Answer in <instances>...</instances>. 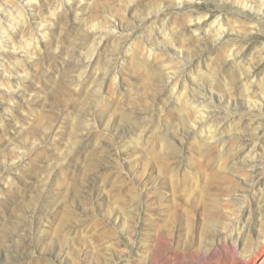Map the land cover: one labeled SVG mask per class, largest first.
Here are the masks:
<instances>
[{
	"label": "rangeland",
	"instance_id": "obj_1",
	"mask_svg": "<svg viewBox=\"0 0 264 264\" xmlns=\"http://www.w3.org/2000/svg\"><path fill=\"white\" fill-rule=\"evenodd\" d=\"M0 264H264V0H0Z\"/></svg>",
	"mask_w": 264,
	"mask_h": 264
},
{
	"label": "bare ground",
	"instance_id": "obj_2",
	"mask_svg": "<svg viewBox=\"0 0 264 264\" xmlns=\"http://www.w3.org/2000/svg\"><path fill=\"white\" fill-rule=\"evenodd\" d=\"M212 95V94H211ZM207 96V95H206ZM206 99V98H205Z\"/></svg>",
	"mask_w": 264,
	"mask_h": 264
}]
</instances>
